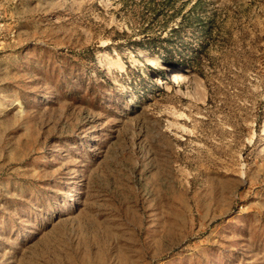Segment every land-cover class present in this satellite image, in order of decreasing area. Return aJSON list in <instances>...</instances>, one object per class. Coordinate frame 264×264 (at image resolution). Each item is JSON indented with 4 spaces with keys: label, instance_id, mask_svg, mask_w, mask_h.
<instances>
[{
    "label": "rangeland",
    "instance_id": "374dc122",
    "mask_svg": "<svg viewBox=\"0 0 264 264\" xmlns=\"http://www.w3.org/2000/svg\"><path fill=\"white\" fill-rule=\"evenodd\" d=\"M0 264H264V0H0Z\"/></svg>",
    "mask_w": 264,
    "mask_h": 264
},
{
    "label": "bare ground",
    "instance_id": "6f19581e",
    "mask_svg": "<svg viewBox=\"0 0 264 264\" xmlns=\"http://www.w3.org/2000/svg\"><path fill=\"white\" fill-rule=\"evenodd\" d=\"M163 83H164V81H163V82H160V81H159V83H158V84H159V85H162Z\"/></svg>",
    "mask_w": 264,
    "mask_h": 264
}]
</instances>
